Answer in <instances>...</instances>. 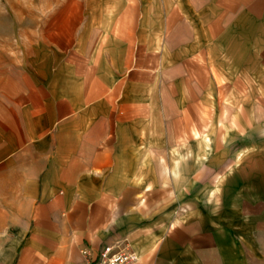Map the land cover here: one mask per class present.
<instances>
[{"label": "crops", "instance_id": "0c3cea01", "mask_svg": "<svg viewBox=\"0 0 264 264\" xmlns=\"http://www.w3.org/2000/svg\"><path fill=\"white\" fill-rule=\"evenodd\" d=\"M34 4L0 58V264H264V0Z\"/></svg>", "mask_w": 264, "mask_h": 264}, {"label": "rangeland", "instance_id": "374dc122", "mask_svg": "<svg viewBox=\"0 0 264 264\" xmlns=\"http://www.w3.org/2000/svg\"><path fill=\"white\" fill-rule=\"evenodd\" d=\"M36 0H0V58L7 59L8 48L22 43L24 16L34 10ZM263 167V165L261 166ZM180 210H183L182 208Z\"/></svg>", "mask_w": 264, "mask_h": 264}, {"label": "built area", "instance_id": "2783aa9c", "mask_svg": "<svg viewBox=\"0 0 264 264\" xmlns=\"http://www.w3.org/2000/svg\"><path fill=\"white\" fill-rule=\"evenodd\" d=\"M85 256L89 255L87 249H83ZM136 254L129 248L128 244L116 243L102 247L93 261L87 264H133L136 261Z\"/></svg>", "mask_w": 264, "mask_h": 264}]
</instances>
